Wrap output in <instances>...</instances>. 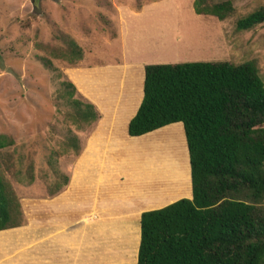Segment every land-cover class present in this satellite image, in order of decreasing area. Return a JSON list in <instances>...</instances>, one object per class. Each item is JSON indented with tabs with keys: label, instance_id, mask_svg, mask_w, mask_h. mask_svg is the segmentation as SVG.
<instances>
[{
	"label": "rangeland",
	"instance_id": "374dc122",
	"mask_svg": "<svg viewBox=\"0 0 264 264\" xmlns=\"http://www.w3.org/2000/svg\"><path fill=\"white\" fill-rule=\"evenodd\" d=\"M191 1L0 0V135L11 140L0 150V178L11 193L13 215L19 195L52 194L67 179L72 153L65 145L74 131H81L68 118L72 108L60 84L67 68L117 63L121 52L126 62L141 68L252 62L264 87V21L246 31L234 29L237 19L264 7V0H209L230 3L232 11L221 21L194 15ZM68 41L81 53L71 64L61 58ZM72 98L78 100L74 92ZM178 137L168 141L182 181L185 152L183 136ZM14 219L22 221L21 215ZM127 254L117 253V259Z\"/></svg>",
	"mask_w": 264,
	"mask_h": 264
},
{
	"label": "trees",
	"instance_id": "16d2710c",
	"mask_svg": "<svg viewBox=\"0 0 264 264\" xmlns=\"http://www.w3.org/2000/svg\"><path fill=\"white\" fill-rule=\"evenodd\" d=\"M194 15L221 21L232 11L228 1L192 0ZM264 21L261 7L234 22L246 31ZM61 58L80 60L67 42ZM44 67L51 69L48 61ZM77 130L96 115L72 98L74 88L61 81ZM180 123L187 156L190 199L176 200L138 218L134 264H264V87L252 62H184L144 65L141 99L126 125L136 137ZM11 140L0 135V150ZM71 153L77 140L67 139ZM63 177L61 185L66 184ZM0 178V231L20 222Z\"/></svg>",
	"mask_w": 264,
	"mask_h": 264
},
{
	"label": "crops",
	"instance_id": "0c3cea01",
	"mask_svg": "<svg viewBox=\"0 0 264 264\" xmlns=\"http://www.w3.org/2000/svg\"><path fill=\"white\" fill-rule=\"evenodd\" d=\"M142 68L121 52L117 63L64 70L75 100L96 117L77 123L78 152L67 157L66 184L52 194L19 195L22 221L0 231V264H134L139 215L190 199L184 140L182 181L168 141L182 139L181 124L126 134L141 99ZM117 253L129 256L117 259Z\"/></svg>",
	"mask_w": 264,
	"mask_h": 264
}]
</instances>
